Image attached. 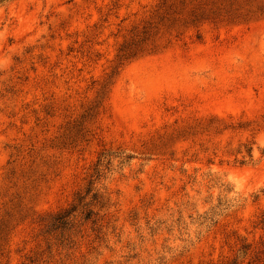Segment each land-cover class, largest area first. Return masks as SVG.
Instances as JSON below:
<instances>
[{
  "label": "rangeland",
  "instance_id": "rangeland-1",
  "mask_svg": "<svg viewBox=\"0 0 264 264\" xmlns=\"http://www.w3.org/2000/svg\"><path fill=\"white\" fill-rule=\"evenodd\" d=\"M0 264H264V0H0Z\"/></svg>",
  "mask_w": 264,
  "mask_h": 264
}]
</instances>
